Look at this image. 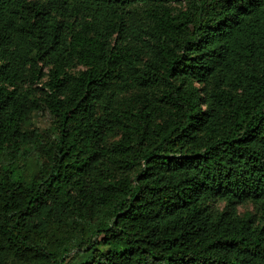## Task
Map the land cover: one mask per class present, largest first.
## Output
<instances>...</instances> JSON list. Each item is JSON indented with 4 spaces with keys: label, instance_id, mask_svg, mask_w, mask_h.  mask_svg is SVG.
Wrapping results in <instances>:
<instances>
[{
    "label": "trees",
    "instance_id": "trees-1",
    "mask_svg": "<svg viewBox=\"0 0 264 264\" xmlns=\"http://www.w3.org/2000/svg\"><path fill=\"white\" fill-rule=\"evenodd\" d=\"M1 153L0 264H264V0H0Z\"/></svg>",
    "mask_w": 264,
    "mask_h": 264
},
{
    "label": "rangeland",
    "instance_id": "rangeland-1",
    "mask_svg": "<svg viewBox=\"0 0 264 264\" xmlns=\"http://www.w3.org/2000/svg\"><path fill=\"white\" fill-rule=\"evenodd\" d=\"M51 121V116L47 112H34L32 113L30 119L28 122L23 126V129L25 131H31L33 129H36L39 132L45 131V129L49 126V123ZM27 149H30L28 146H26ZM22 154L19 153L17 155V160L15 161L14 167L12 168V174L14 177H22L29 174L30 165H35L36 159V153L34 152V149H30L29 153ZM6 163V155L5 153L0 154V167L3 166ZM219 207L222 206V204L218 205ZM251 205L244 204L238 206L239 212H243L245 210H251ZM73 260V253H71L65 262V264L70 263Z\"/></svg>",
    "mask_w": 264,
    "mask_h": 264
}]
</instances>
